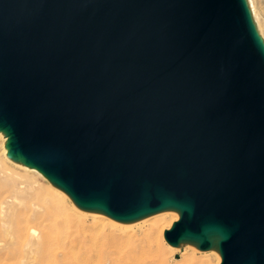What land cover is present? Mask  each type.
Here are the masks:
<instances>
[{
	"label": "water",
	"instance_id": "obj_1",
	"mask_svg": "<svg viewBox=\"0 0 264 264\" xmlns=\"http://www.w3.org/2000/svg\"><path fill=\"white\" fill-rule=\"evenodd\" d=\"M0 132L75 206L177 209L171 247L217 234L221 264H264V38L247 0H0Z\"/></svg>",
	"mask_w": 264,
	"mask_h": 264
},
{
	"label": "bare ground",
	"instance_id": "obj_2",
	"mask_svg": "<svg viewBox=\"0 0 264 264\" xmlns=\"http://www.w3.org/2000/svg\"><path fill=\"white\" fill-rule=\"evenodd\" d=\"M247 1L257 30L264 38L263 17L256 8V0ZM12 160L26 170L22 174V171L0 162V190L6 188L4 193L0 191V264H79L75 262V254L67 251L69 240L82 244L86 254L94 251L95 244H100L104 253V249L113 246L118 237V241L122 239L129 245L136 242L137 233L133 227L136 224H143L148 232L147 235L144 232L145 237L161 234L163 238L165 232L180 220L181 212L177 209H166L126 222L112 219L99 210L67 205L71 197L65 190L51 182L46 187L40 185L36 175L45 177L37 169ZM209 239L212 248L203 251L199 258L192 255L193 264H211L212 255L218 258L215 263L221 264L218 248L221 238L211 234ZM198 246L197 241H182L177 248L186 247L195 252L199 251ZM131 247L134 255L144 248L141 242Z\"/></svg>",
	"mask_w": 264,
	"mask_h": 264
},
{
	"label": "rangeland",
	"instance_id": "obj_3",
	"mask_svg": "<svg viewBox=\"0 0 264 264\" xmlns=\"http://www.w3.org/2000/svg\"><path fill=\"white\" fill-rule=\"evenodd\" d=\"M256 8L259 11L261 17H263L262 19L264 23V0H256ZM263 36H264V30H263ZM5 143H6V138L3 136L2 133H0V162L4 166L11 167L18 171H22V174H24L25 173L24 171L26 170L24 166L17 165L11 158H7V151L5 150ZM36 176H37V179L40 185L44 187L50 185L49 184L50 182L47 181L42 176L40 175H36ZM0 191L1 193H4L6 191V188L2 187ZM68 201L69 202L67 205H74L73 203H71L72 202L71 200H68ZM142 225L143 224H136L133 226L134 230L137 233L138 240H136V242L134 241L130 243L129 245L126 241L122 239H119L118 241V238H119L118 237L116 240L117 243L115 242L113 246L105 248L104 253H103L101 245L99 244L97 246L95 243H94L95 247H92V250L94 251L89 252L87 254L85 252L86 250L85 247L79 242L71 243V241L69 240L67 241L66 248L69 253L75 254L74 256L76 257L75 262L79 264L80 263L85 264L87 261L90 262L89 264H134V263L137 264L138 260H139V264H193L194 261L191 258L192 255L196 258H199L201 255L204 254L201 251L193 252L191 249L186 248V247H182L180 249L177 247L173 248L167 243V241L164 238V235L162 238L160 233H158L160 234L159 236L154 234L152 235L153 237L152 236L145 237L148 234V232L145 230L144 226L142 227ZM144 232L145 234L147 232V234L144 235ZM140 242H141L142 247L144 248L143 250L141 249V251H138V253L134 255L133 253H131V250H132L131 246L137 245ZM127 245L129 246L127 247ZM149 245L151 246V248L148 247ZM97 247L98 249H96ZM96 251H98V253ZM139 256H142V258H139ZM217 259L218 258L216 255H212V257L210 258V261H211L210 263L217 264L215 263V262H218Z\"/></svg>",
	"mask_w": 264,
	"mask_h": 264
}]
</instances>
